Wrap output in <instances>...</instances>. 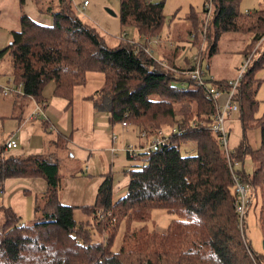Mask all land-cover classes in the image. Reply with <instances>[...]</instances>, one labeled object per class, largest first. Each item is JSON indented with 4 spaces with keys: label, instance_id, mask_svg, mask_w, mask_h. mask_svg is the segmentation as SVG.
<instances>
[{
    "label": "trees",
    "instance_id": "16d2710c",
    "mask_svg": "<svg viewBox=\"0 0 264 264\" xmlns=\"http://www.w3.org/2000/svg\"><path fill=\"white\" fill-rule=\"evenodd\" d=\"M58 3L57 8L51 4L46 9L53 17L51 25L23 12L20 27L11 30L10 42L0 49V58L8 62L23 94L44 107L43 89L54 81L55 93L71 104L74 86L86 82V73L102 71L106 81L91 98L97 109L110 111L113 123H132L147 135L171 128L154 149L127 153L135 162L126 170L130 181L125 195L114 198L108 177L91 206L62 203L60 163L51 155H9L0 160V189L8 177L42 175L48 181L47 191L38 196L32 221L22 224L11 209H4L0 264H264V249L255 251L242 234L232 172L238 162L241 179L260 189L258 220L264 235V111L258 115L261 80L256 77L264 67V50L248 62L239 78L234 97L240 103L243 135L235 149L226 151L220 135L203 124L213 121L218 111L204 86L175 81L176 76L162 68L164 64L136 47L135 43L143 45L141 41L125 38L117 46L108 45L76 13L71 0ZM240 3H204L203 14L211 13L206 60L217 52L224 33L253 34L246 54L264 36V7L244 14ZM163 9L164 0H121L120 20L143 36L157 35L165 24ZM192 18L202 30L204 20L196 15ZM206 82L222 90L229 88L228 80L210 78ZM253 128L260 129L256 149L247 140L246 132ZM188 142L194 146L184 151L182 146ZM145 143L146 138L140 145ZM247 156L254 165L250 172L243 167ZM156 208L177 214L179 219L163 232L150 229L147 223ZM80 213L86 217L79 218ZM247 213L248 209L245 219ZM122 221L126 229L119 248L113 250ZM133 223L140 226L132 228ZM90 226L106 236L95 238Z\"/></svg>",
    "mask_w": 264,
    "mask_h": 264
},
{
    "label": "crops",
    "instance_id": "0c3cea01",
    "mask_svg": "<svg viewBox=\"0 0 264 264\" xmlns=\"http://www.w3.org/2000/svg\"><path fill=\"white\" fill-rule=\"evenodd\" d=\"M51 4L55 8L59 6L58 0H24L23 4L20 0H0V49L10 42L11 30L20 27L23 12L39 23L51 25L53 17L46 11ZM240 7L242 13L249 14L264 7V0H241ZM74 9L77 10L75 7ZM76 13L81 17L78 10ZM174 28L176 26L170 29ZM224 37L226 41L236 42V47L224 49V46L221 48L218 44V50L208 64L207 72L212 74L207 76L215 80L229 81L238 77L243 64L264 50V36L249 54L244 50L251 43L253 34L224 33L219 43L224 41ZM152 48L161 51L165 46L162 42L159 47ZM181 48L183 51L180 57H185L183 52L189 47ZM220 56L224 58L221 63L227 69L224 72L217 70L221 67L218 64ZM256 77L261 80L257 93L260 102L259 115V112L264 111V106L261 108L264 103V67L257 72ZM105 81L104 72L88 71L86 82L74 86L71 104L66 97L55 93V83L50 81L43 89L46 104L43 103V110L38 111L41 103L23 94L21 86L13 82L8 62L0 58V156L44 154L56 158L60 163L61 201L64 204L94 205L98 191L108 177L112 179L115 198L126 189L130 181L126 170L135 161L129 159L126 162L125 149L131 142L136 141L137 134L128 125L113 123L110 111L95 107L91 96ZM226 98L227 94H222L220 102H224ZM226 125L229 130V147L233 150L240 144L243 135L240 111L232 112ZM246 133L250 146L256 149L259 145L258 130L248 129ZM11 139H15L18 146L6 148ZM246 160L245 158L243 163L244 169ZM47 189L48 181L42 175L6 178L0 189V216L4 218V209L9 208L21 222L32 221L38 196Z\"/></svg>",
    "mask_w": 264,
    "mask_h": 264
},
{
    "label": "rangeland",
    "instance_id": "374dc122",
    "mask_svg": "<svg viewBox=\"0 0 264 264\" xmlns=\"http://www.w3.org/2000/svg\"><path fill=\"white\" fill-rule=\"evenodd\" d=\"M83 1L84 0H73L72 4L75 8H77L78 12L81 14L82 19H84L88 24L94 26L108 45L117 46L119 43H121V40L123 38L134 40L135 42H143V45H141V43H135L136 47L138 49L142 48L146 52V54H153L155 59L158 58L159 60H157L159 61V63L165 65L162 68L170 72L172 75L174 74L176 76L175 81H179L180 83H182V85L190 83V81L195 86L199 85L189 78L187 79L186 77L188 75V72L194 69L197 65H200L201 68L203 67V70L205 71V79H210L208 76H211L212 73H210L209 75L207 72L209 71V61L204 57L210 45L207 42L206 34L208 29L207 22L209 21V18H211V13H206L205 15L203 14V5L207 0H164L163 11L166 19L163 32L157 35L148 34L146 36H140L141 34L137 30V28L132 25H123L120 20L121 0H89L90 3L85 7H83ZM109 9L112 10L115 14L109 12ZM195 15L204 20V27L202 30L201 25L197 27V25H195L194 23L192 17H194ZM173 26H176V28L170 29L173 28ZM227 35L229 34H226V36ZM144 37H147L148 39H153L156 37L159 38L161 40V43H164L165 48H162L164 50L158 51L154 48L151 49L150 47V50L148 52L146 50L147 47L144 45ZM130 40L126 41L130 44H133L134 42H131ZM223 40L224 41H220L219 43L221 48H223V46L224 49H226L227 47H236V42L230 41V43L229 41H226V37H224ZM187 46L189 47V49H185V51L183 52L186 56L180 57V54L183 51L181 47L187 48ZM223 59L224 58L221 56L218 59V61H220L218 64H220L221 66L217 69L219 72H224V69L227 70L226 67L221 63V60ZM231 69L232 67L229 68V70ZM214 76L215 74L213 72V77ZM208 83L211 84V82ZM262 106H264V103L261 105V108H263ZM261 114L262 112H259V115ZM181 117L182 116L179 114L177 116V119L180 120ZM128 126L132 129H135V132L137 134L135 135L136 141H133L131 143L135 146H139L141 144V141L144 142V138L140 135V128L129 122ZM170 128V126L166 127L163 131L167 132L168 130H170ZM257 130V137L259 136L258 138L260 142V129ZM137 136L139 140L137 139ZM149 140L150 138L147 141ZM193 146L194 144L192 142H188L186 145L182 146V148L184 149V151H190ZM126 152L129 153L128 151ZM130 154L133 155L132 153ZM5 157L6 156L0 157V160H5ZM246 159V171L250 172L254 168V165L252 167L253 162L251 161L250 157L247 156ZM128 160L129 158L126 157V162ZM259 191L260 189L251 188V186L249 185L250 201L248 206V213L243 223V231H241L242 234L246 236L245 240L251 242L254 250L261 252L264 249V235L258 220V214L261 204ZM125 193L126 189L122 190L121 194H118L117 197L115 196V199H119L121 196L125 195ZM78 216L79 218L86 217L84 213H80ZM3 219L4 218L0 216V222H2ZM174 219H179V216L177 214L170 213L165 209L156 208L151 212V217L149 218L147 227L163 232L167 229L169 223ZM131 226L132 228H138L140 225L133 223ZM90 228L94 231L95 238L100 240L104 236H106L104 234L105 232L101 233L99 231H95L94 226H90ZM125 229V221H122L119 226L117 237L111 247L113 250H117L119 248Z\"/></svg>",
    "mask_w": 264,
    "mask_h": 264
},
{
    "label": "built area",
    "instance_id": "2783aa9c",
    "mask_svg": "<svg viewBox=\"0 0 264 264\" xmlns=\"http://www.w3.org/2000/svg\"><path fill=\"white\" fill-rule=\"evenodd\" d=\"M89 3V0H84L83 1V7L87 6ZM208 9L211 10V6L208 4ZM210 11L208 12V14ZM144 40H147V48L146 50L149 52L150 47L156 46L159 47L161 45V40L159 38H153V39H148L147 37H144ZM248 62L243 64V66L240 68L239 75L237 78L229 80V88L226 90H222L214 86L213 84H209L206 82L205 79V71L203 70V67L201 68L200 65H197L194 69L190 70L188 72V75L186 76L187 79L189 78L190 80L196 82L199 85H202L206 88V94L211 97L217 104L218 111L216 115L214 116L213 121L210 123H203L207 124L213 132L217 133L220 135L221 142L223 146L225 147L226 151L230 150L229 147V130L228 126L226 125L227 118H229L230 114L232 112H238L240 111V103L238 100L235 99L234 94L236 87L238 85L239 78L241 77L243 71L246 69ZM8 89L6 88L5 93H7ZM226 93L227 98L224 102H220L221 95ZM38 111H42L43 107L42 105H39L37 108ZM38 113V112H37ZM123 125L127 126L128 123L123 121ZM177 128L173 129V132H176ZM141 137L144 139L146 138V143L142 146H135L133 144H129L126 147V151L129 153L135 154L141 149L145 150H150L154 149L160 143L163 142L165 139L167 133L164 132L163 130H159L158 133L153 134V135H147L146 131H141ZM150 138L149 141H147ZM18 146V142L15 139H11L9 142L6 144V148H15ZM240 167V164L236 162L235 164L232 165V172L234 174L235 178V192H236V202H235V209L236 212L238 213L239 220H240V228L243 231V223L245 220V214L249 206V201H250V192H249V185L242 181L240 178V175L237 173L236 168ZM103 216V213L101 214ZM24 224V222L22 223Z\"/></svg>",
    "mask_w": 264,
    "mask_h": 264
},
{
    "label": "water",
    "instance_id": "95a60500",
    "mask_svg": "<svg viewBox=\"0 0 264 264\" xmlns=\"http://www.w3.org/2000/svg\"><path fill=\"white\" fill-rule=\"evenodd\" d=\"M108 11L111 12L112 14H115V13H114L112 10H110V9H109Z\"/></svg>",
    "mask_w": 264,
    "mask_h": 264
}]
</instances>
